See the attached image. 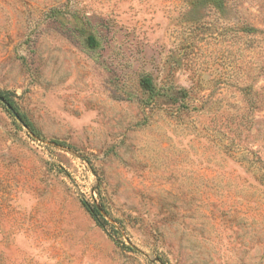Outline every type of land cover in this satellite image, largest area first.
I'll return each mask as SVG.
<instances>
[{"label":"rangeland","instance_id":"rangeland-1","mask_svg":"<svg viewBox=\"0 0 264 264\" xmlns=\"http://www.w3.org/2000/svg\"><path fill=\"white\" fill-rule=\"evenodd\" d=\"M0 94V264H264V0H0Z\"/></svg>","mask_w":264,"mask_h":264},{"label":"trees","instance_id":"trees-1","mask_svg":"<svg viewBox=\"0 0 264 264\" xmlns=\"http://www.w3.org/2000/svg\"><path fill=\"white\" fill-rule=\"evenodd\" d=\"M87 42L90 45V47H92V48H96L98 46L97 41L92 36H89L87 38ZM141 86L145 91L149 92L154 97H165L166 96L165 93L163 92V90H161V89L159 90L155 87L151 77L143 78L141 81ZM0 96L3 97L2 94H0ZM181 96H182V99L187 98L186 93H182ZM5 100H6V106L8 108V106H11V105L9 104L7 99H5ZM11 108H12V110H10L11 113L14 114V116L17 117L19 119V121H21L22 124H24V126H26L30 130L31 135L36 136V138H39L38 134L35 132L33 127L27 121H25V119H23L19 115H17L16 111L13 109L12 106H11ZM262 165L264 168V163H262ZM83 206H84L85 210L90 214L92 219L98 224V226L104 227V223L106 224V221L104 219H102V217L100 215V211L96 207L94 208V207L88 205L87 203H83Z\"/></svg>","mask_w":264,"mask_h":264},{"label":"water","instance_id":"water-1","mask_svg":"<svg viewBox=\"0 0 264 264\" xmlns=\"http://www.w3.org/2000/svg\"><path fill=\"white\" fill-rule=\"evenodd\" d=\"M0 101H1L2 103L6 104V100H5L3 97H1V96H0ZM8 109H9V110H12L11 106H8Z\"/></svg>","mask_w":264,"mask_h":264}]
</instances>
